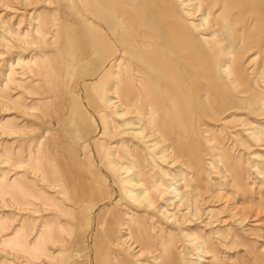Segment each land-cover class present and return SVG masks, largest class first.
Returning <instances> with one entry per match:
<instances>
[{
    "label": "rangeland",
    "instance_id": "rangeland-1",
    "mask_svg": "<svg viewBox=\"0 0 264 264\" xmlns=\"http://www.w3.org/2000/svg\"><path fill=\"white\" fill-rule=\"evenodd\" d=\"M113 1L0 0V264H264V0Z\"/></svg>",
    "mask_w": 264,
    "mask_h": 264
},
{
    "label": "bare ground",
    "instance_id": "bare-ground-1",
    "mask_svg": "<svg viewBox=\"0 0 264 264\" xmlns=\"http://www.w3.org/2000/svg\"><path fill=\"white\" fill-rule=\"evenodd\" d=\"M178 1H181V0H178ZM97 3L98 6L100 7V10L103 11L101 13V16H96V17H99V19L101 18L103 20V23L105 25H107L108 27L112 28L113 30H116V33L115 35H118V37L120 36V34L122 35H127V32L125 31V28H128L129 27V24L127 25L126 22H121L119 20V18L117 17L116 15V7H115V3L113 0H91L90 4L93 5L94 3ZM135 3V2H134ZM138 4V6H144V7H147V5L145 4L144 1H141V2H136ZM181 4V3H180ZM127 7L129 9H131V7H129L127 5ZM134 9H136V6H134ZM132 7V8H133ZM94 9V8H93ZM187 9V8H186ZM95 10V9H94ZM130 12H128L129 14ZM191 13V12H190ZM193 14V13H192ZM126 15V14H125ZM124 15V16H125ZM127 18V16H126ZM100 19V20H101ZM74 20H77V19H74ZM131 20V19H129ZM79 21V22H78ZM78 24H83V21H81L80 19H78ZM185 21V20H184ZM141 23V22H139ZM146 23V22H144ZM175 23H178V22H175ZM192 23V22H191ZM206 23V20L205 19H202V24H205ZM189 25V24H188ZM84 26V30L86 32H90L89 31V28L87 27V24H83ZM179 26V25H177ZM181 26V25H180ZM191 26V25H190ZM202 27V26H201ZM183 28V27H181ZM223 31V30H222ZM92 32V31H91ZM107 33V32H106ZM105 33V31L103 29H97L95 28L92 32V34H89V35H86V38H89L90 41L94 44V47L97 49L96 51L98 52V54H101L105 51V43L106 41H108L109 39L107 38V34ZM185 33V32H184ZM4 34V33H3ZM114 34V32H113ZM158 34V33H157ZM127 38L131 39V36L127 35L126 36ZM22 38V37H21ZM24 38V37H23ZM26 38V37H25ZM157 38V36H156ZM159 38V36H158ZM160 40V39H159ZM196 41V40H195ZM117 44H114V47L116 50H118L119 52H121L123 55L125 54V48L123 47V45H121V42H122V39L118 41L116 40ZM90 43V42H89ZM93 47V48H94ZM134 54V53H133ZM160 58V57H159ZM162 66V65H161ZM10 68V67H9ZM153 69V67H151ZM158 68V67H156ZM11 69V68H10ZM164 69V68H163ZM154 70V69H153ZM155 71V70H154ZM97 72V71H96ZM167 72V71H166ZM170 77V76H169ZM190 87V86H189ZM80 89V88H79ZM115 95V94H114ZM117 95V94H116ZM116 97V96H115ZM118 99V98H117ZM119 100V99H118ZM109 103H112V100H102V105L103 107L104 106H107L109 105ZM114 104V103H113ZM111 106V105H110ZM101 107V105H100ZM102 108V107H101ZM86 113V112H85ZM73 115L74 117H80V120L84 121V122H87L88 117H86L85 115L83 116L82 113L79 112L78 109H74V112H73ZM85 117L87 120H85ZM90 124V122H89ZM131 125V122H127L126 126H130ZM260 126V125H259ZM105 129H107V127H105ZM79 133L81 130H78ZM79 146V145H78ZM74 142L72 144V148H73V151H74V157H73V162L76 164V165H79L80 163L77 161V157H78V147ZM81 153V152H80ZM119 156V155H118ZM114 162V161H113ZM84 163V162H83ZM112 163V162H111ZM131 164V163H130ZM86 168V167H84ZM114 169V168H113ZM68 170V168H67ZM71 170V169H70ZM85 170V169H84ZM119 170V169H118ZM122 171H125L127 174H129L130 172V168L126 166V168H124ZM75 174V173H74ZM121 175V174H120ZM42 180V179H41ZM139 181V180H138ZM125 186L127 185L128 187H132L133 184L135 183L134 182V179H131V177H128L125 181L122 182ZM112 186V185H111ZM133 188V187H132ZM131 191H134L132 189L130 190H124V193L126 196H128L129 193H131ZM69 192V191H68ZM173 192H177L176 189L173 190ZM145 195L144 192H140V193H134V198H135V201H137L138 203L140 202V200L143 198V196ZM66 196V195H65ZM87 204L84 205V209L85 210H88L87 209ZM90 210V209H89ZM83 217V213L82 215L80 216V218ZM80 218H76L77 222L80 223L79 219ZM141 219V217H140ZM185 219V218H184ZM118 221L119 219L115 216H112L110 219L106 220V219H103V220H99L98 221V225L100 227L101 230H103L104 232V237H105V241L106 243H111L112 242V232L114 230V232L116 231L117 229V224H118ZM144 221V220H143ZM129 224H132V223H129ZM138 225V224H137ZM141 225V224H140ZM144 227V226H143ZM61 228V227H60ZM113 229V230H112ZM139 233V232H138ZM43 235V234H42ZM70 237V236H69ZM142 237V236H141ZM9 238V237H8ZM126 238V237H125ZM128 238H129V241H131L133 244H139V243H142L141 241H143L144 239L143 238H137L133 235V232L131 230H129V235H128ZM123 239V238H122ZM42 240V239H41ZM154 241V240H153ZM99 242H102L101 240ZM150 242V241H149ZM154 243V242H153ZM5 245V244H4ZM140 245V244H139ZM17 246V245H16ZM35 246V245H34ZM132 246V245H131ZM131 246L128 247V251L126 252V256L125 255H121V253H117L115 252L114 253V262L113 264H129V260H128V256L129 255V251L131 249ZM36 247V246H35ZM11 249V247H10ZM37 249V248H36ZM35 249V250H36ZM140 249L141 251L143 252V245L140 246ZM147 249V248H146ZM157 249V248H156ZM14 250V249H13ZM17 250V249H16ZM111 247H108V252H107V255H112L111 252H110ZM41 251V250H40ZM37 252V250H36ZM35 252V253H36ZM164 252L166 253L167 250L164 248ZM40 253V252H39ZM37 254V253H36ZM42 254V253H41ZM164 254V253H163ZM113 256V255H112ZM110 256V257H112Z\"/></svg>",
    "mask_w": 264,
    "mask_h": 264
}]
</instances>
